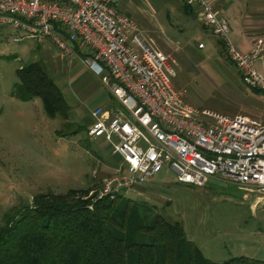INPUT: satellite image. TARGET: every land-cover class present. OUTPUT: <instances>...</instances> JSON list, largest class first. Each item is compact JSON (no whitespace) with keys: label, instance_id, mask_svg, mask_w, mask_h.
Wrapping results in <instances>:
<instances>
[{"label":"rangeland","instance_id":"1","mask_svg":"<svg viewBox=\"0 0 264 264\" xmlns=\"http://www.w3.org/2000/svg\"><path fill=\"white\" fill-rule=\"evenodd\" d=\"M236 3L235 12L244 11L250 22L263 18L255 42L264 37V4ZM117 10L132 19L146 45L171 58L176 73L172 85L187 104L199 112L243 115L264 123L261 94L243 84L221 41L186 16L180 0H118ZM230 37L237 46L234 35ZM56 55L33 43H13L11 30L0 25V225L12 207L30 204L39 194L100 190L121 162L106 143L87 135L89 113L115 102L109 87L80 62L70 67ZM33 63H40L62 92L69 106L65 114L50 117L40 99L25 97L18 71ZM256 69L264 77L263 61ZM246 192L213 180L204 188L180 184L173 172L163 169L150 185L125 199L182 223L186 238L213 263L242 256L264 261V193L250 192L243 200Z\"/></svg>","mask_w":264,"mask_h":264},{"label":"built area","instance_id":"2","mask_svg":"<svg viewBox=\"0 0 264 264\" xmlns=\"http://www.w3.org/2000/svg\"><path fill=\"white\" fill-rule=\"evenodd\" d=\"M186 3L221 41L243 84L264 99V77L256 69L264 60V37L241 52L213 0ZM117 7L118 0H0V25L11 30L13 43H50L60 59L77 60L101 77L120 106L91 114L88 138L106 143L121 160L97 198L125 197L150 185L163 169L180 184L204 188L213 180L244 188L243 200L250 192L264 193V123L187 104L172 85L171 58L146 45Z\"/></svg>","mask_w":264,"mask_h":264},{"label":"trees","instance_id":"3","mask_svg":"<svg viewBox=\"0 0 264 264\" xmlns=\"http://www.w3.org/2000/svg\"><path fill=\"white\" fill-rule=\"evenodd\" d=\"M181 2L195 18V9ZM18 77L25 97L40 99L48 116L69 110L40 63L20 69ZM97 190L39 194L12 207L0 225V264H216L186 238L182 223L125 197L98 199ZM223 264L264 261L242 256Z\"/></svg>","mask_w":264,"mask_h":264},{"label":"crops","instance_id":"4","mask_svg":"<svg viewBox=\"0 0 264 264\" xmlns=\"http://www.w3.org/2000/svg\"><path fill=\"white\" fill-rule=\"evenodd\" d=\"M180 1H182V0H180ZM254 1H256V0H254ZM257 1L259 4H264V0H257ZM213 4H214L216 11L222 17L225 18V16H228L229 20H227V18H225V19L229 22V25L231 28V34L234 35V37L237 41V46L236 45L235 46L238 49H241V52H248L252 48L253 43L255 42L254 35L256 34V31L259 30L256 26L258 24H260L259 28L263 29V23H262L263 18H258L259 21H261V23L260 22H256V23L250 22L252 18L245 16L244 11L243 12H240V11L235 12L236 7H234V6L237 4L236 0H213ZM195 12H196V10H195ZM260 13L263 14L262 11H260ZM193 20L198 21L196 16H195V18H193ZM25 42L33 43V44L37 45L38 47H43V48H46V49H49V50H52L53 52H55L54 48L48 42H45L42 44L34 43L32 41H25ZM78 62L79 61L75 60L72 63H70L69 66L72 67L75 64H78ZM263 62H264V60H263ZM114 103L116 104V101ZM114 103L110 102L107 105L102 106V107H98V108L110 109V108H113L115 106ZM91 114H92V111L89 113L90 118H91V124H92L93 119H92Z\"/></svg>","mask_w":264,"mask_h":264}]
</instances>
